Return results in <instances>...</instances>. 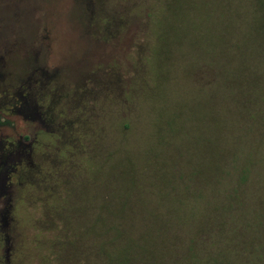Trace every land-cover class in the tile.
Returning a JSON list of instances; mask_svg holds the SVG:
<instances>
[{
	"label": "rangeland",
	"instance_id": "rangeland-1",
	"mask_svg": "<svg viewBox=\"0 0 264 264\" xmlns=\"http://www.w3.org/2000/svg\"><path fill=\"white\" fill-rule=\"evenodd\" d=\"M165 1L38 0L21 22L13 20L20 39L12 42L41 49V66L55 74L57 131L41 134L21 187L13 178L12 248L6 257L0 235V264H109V253L122 245L136 248L134 264H186L192 228L209 204L233 203L228 221L239 229L249 228L247 212L264 216V130L252 129L259 122L246 113L254 91L245 80L254 72H239L238 92L232 79L224 93L214 90L218 69L205 66L202 46L199 54L188 45L192 36L174 37L167 31L175 27L161 25ZM229 1L224 18L242 32L246 24L236 27L235 20L247 23L257 5ZM195 5L192 20H204L200 1ZM204 49L215 62L217 52ZM237 99L242 117L235 116ZM18 119L9 121L13 130ZM130 176L139 186L123 211ZM149 238L154 242H143ZM149 244L155 255L142 257Z\"/></svg>",
	"mask_w": 264,
	"mask_h": 264
},
{
	"label": "trees",
	"instance_id": "trees-1",
	"mask_svg": "<svg viewBox=\"0 0 264 264\" xmlns=\"http://www.w3.org/2000/svg\"><path fill=\"white\" fill-rule=\"evenodd\" d=\"M166 1L165 3L168 6L165 13L168 14V16L162 15L158 17L159 20L162 21H160L161 25L165 22V24L169 23L168 25L171 24L175 27V30H171V32L167 31L168 34L174 35V37L180 36L182 32H186L189 36H192L191 40L187 41L188 45L191 49H196L199 54L200 45L202 46L201 50H203V52L200 55L204 58L205 66L210 64L218 69V71L214 73V80L217 82L214 90L219 93H224V88H227L228 84L230 85L232 79L234 82L233 87L234 89L237 88L238 92L239 88L243 87V83L239 81L242 79V75L239 74V72H241L244 67L254 72L245 80L246 85L249 82L252 84L251 89L254 91L253 97H251L250 100L254 110L251 107L246 113L250 115L253 121L259 122L252 126V129L259 128L260 130H264V123H262L264 120V108H257V102L259 101V96H261L259 95L258 88H260L261 91L264 89V0H253L257 8L251 13V18L247 23L244 20L241 23L235 20L234 25L236 27H241L243 29L244 24H246V29L242 32L235 27L231 30L229 19L224 18V12H228L227 6L231 3L229 0H226L225 3H222V0H199L201 5L199 13L203 15L205 12L207 16L204 20L197 22H194L191 18V14L195 15V4L197 0ZM221 9L223 13L220 17L213 19L211 16L214 12ZM160 17H163V19H160ZM184 21H186V29L184 27ZM164 31L165 30L161 31V37L159 36L160 39L164 37ZM183 37L187 36L184 35ZM228 37H230L231 46H228ZM204 44L206 49H212L217 52V58H214L215 62H211V60L208 59L209 56L205 52ZM231 64H233V66L228 70V66ZM219 85L222 86V89ZM245 95L247 96V93H245ZM256 95L258 96L256 97ZM213 98L215 99V97ZM234 99L236 98L232 97V101H234ZM235 103L237 111L240 113L237 115L235 112V116L242 117L243 114L241 112L243 111L240 112L241 100L237 99ZM245 106L248 107L247 104H245ZM169 126L172 127V122H169ZM162 170H165V173L161 172V175L165 177L170 176L171 172L169 168H164ZM245 172H247V170L243 171L244 175L246 174ZM133 184H135V188ZM138 186L139 185L134 182L133 176H130L129 180L126 178L123 194H126L127 197L123 196V202L120 200V207L123 211L131 209L129 208L130 202L128 197L132 194L128 193L130 190H136ZM120 195L122 196V194ZM120 195H118V197ZM114 197L116 198V196ZM262 201L264 202L263 199ZM232 204L230 201H227V203L224 202L216 206L215 209L209 204V208H205L203 211L204 214L196 219L198 223H196L191 231L186 264H252L251 258L255 255L257 256L255 264H264V216L262 215L259 217L260 213H256L253 210L251 212L246 211L248 216H250L248 220L250 223L248 225L249 228L239 229L237 225L228 221L229 214L232 209H234ZM103 205L104 209L109 213V218L110 216H114L109 204ZM240 231L242 235L238 237ZM152 239L154 238L146 239L143 242H154ZM131 242H139V238H132ZM154 244L158 252H161L158 248L159 243ZM151 245L153 244L148 245L146 255L140 251L142 257H151L155 255V252L149 248ZM135 249L136 248L130 245H122L116 249H112L114 251L113 253H109V264H134L133 262L136 258L134 255ZM100 251L103 252V250ZM180 261L184 263L185 260ZM145 262L146 260H143L142 264H145Z\"/></svg>",
	"mask_w": 264,
	"mask_h": 264
},
{
	"label": "flooded vegetation",
	"instance_id": "flooded-vegetation-1",
	"mask_svg": "<svg viewBox=\"0 0 264 264\" xmlns=\"http://www.w3.org/2000/svg\"><path fill=\"white\" fill-rule=\"evenodd\" d=\"M37 7L38 0H0V235L6 257L12 248L10 213L17 189L13 178L20 181L21 187L28 166L36 164L41 134L57 131L52 105L59 88L51 87L55 74L41 66V49L22 50L20 43L12 42L14 37L20 39L12 33L13 20L21 22L23 16ZM11 13L19 17L13 18ZM47 98L50 105L44 104ZM12 117L19 118L15 130L9 124Z\"/></svg>",
	"mask_w": 264,
	"mask_h": 264
}]
</instances>
